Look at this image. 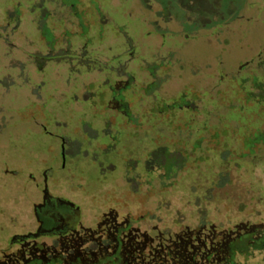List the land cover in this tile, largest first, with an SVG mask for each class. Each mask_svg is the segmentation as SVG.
Returning a JSON list of instances; mask_svg holds the SVG:
<instances>
[{
  "label": "rangeland",
  "instance_id": "374dc122",
  "mask_svg": "<svg viewBox=\"0 0 264 264\" xmlns=\"http://www.w3.org/2000/svg\"><path fill=\"white\" fill-rule=\"evenodd\" d=\"M37 184L149 260L264 231V0H0V244Z\"/></svg>",
  "mask_w": 264,
  "mask_h": 264
},
{
  "label": "flooded vegetation",
  "instance_id": "af4514ba",
  "mask_svg": "<svg viewBox=\"0 0 264 264\" xmlns=\"http://www.w3.org/2000/svg\"><path fill=\"white\" fill-rule=\"evenodd\" d=\"M29 181L37 183L32 176ZM37 187L40 194L31 201V216L26 210L17 217L18 223L13 224L14 218L7 221L14 230L0 244V264H89L100 258L103 264H252L264 255V231L212 244V238H205L201 230L196 237L173 242L176 253L166 250L165 259L152 256L149 260L155 245L140 242L134 228L145 215L108 211L104 205L107 201L92 197H82L88 207L84 209L69 195H52L39 184ZM189 245L193 246L190 255Z\"/></svg>",
  "mask_w": 264,
  "mask_h": 264
}]
</instances>
